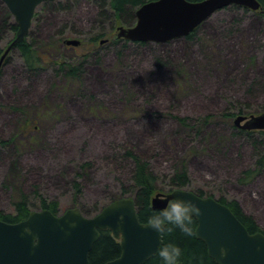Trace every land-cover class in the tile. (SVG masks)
Masks as SVG:
<instances>
[{
	"label": "rangeland",
	"instance_id": "374dc122",
	"mask_svg": "<svg viewBox=\"0 0 264 264\" xmlns=\"http://www.w3.org/2000/svg\"><path fill=\"white\" fill-rule=\"evenodd\" d=\"M51 2L36 9L28 41L38 43L46 56L51 49L56 55L57 48L69 64L86 57L84 83L79 90L78 84L66 90L67 80L55 73V55L46 57L48 64L38 74L26 69L19 51L7 57L0 70V140L27 138L20 131L24 115L12 107L53 114L40 121L37 144L26 141L18 150L10 145L0 153V210H10L4 178L17 162L27 192L38 185L49 199L57 198L62 205L58 215L75 207L93 217L111 202L130 197L121 187L129 184L131 166L113 156L134 148L159 175H169L186 160L192 188L237 200L264 230V168L251 181L240 182L256 157L245 136L233 135L237 115L264 111V17L231 5L206 20L193 42L124 45L114 42L117 28L132 27L136 9L132 18L117 20L111 0ZM67 2L71 8H58ZM8 11L0 0V56L16 35ZM65 39L82 45L74 51ZM246 107L249 114H238ZM94 109H99L96 114ZM228 111L236 113L232 120L224 115ZM209 115L218 124L203 131L208 140L181 137L174 117L194 121ZM82 160L93 165L84 173L83 193L75 204L72 179ZM30 198L38 201L33 193Z\"/></svg>",
	"mask_w": 264,
	"mask_h": 264
},
{
	"label": "water",
	"instance_id": "95a60500",
	"mask_svg": "<svg viewBox=\"0 0 264 264\" xmlns=\"http://www.w3.org/2000/svg\"><path fill=\"white\" fill-rule=\"evenodd\" d=\"M2 1L14 16L18 30L16 39L0 58V69L9 51L27 37L36 8L54 0ZM231 5L253 11L261 7L258 0H154L138 8L136 25L120 26L117 36L132 42L166 43L188 36L214 13ZM67 43L77 46L79 41ZM234 123L242 130L264 131V112L239 115ZM176 196L199 204L202 213L194 216L196 236L217 264H264V234L250 233L231 209L218 200L176 189L157 193L152 198V208H163ZM104 230H110L122 248L118 258L104 264H144L163 243L162 232L155 231L150 223H142L136 202L124 198L110 203L93 217L73 208L61 215L47 209L32 211L19 223L0 220V264H91L90 252Z\"/></svg>",
	"mask_w": 264,
	"mask_h": 264
},
{
	"label": "trees",
	"instance_id": "16d2710c",
	"mask_svg": "<svg viewBox=\"0 0 264 264\" xmlns=\"http://www.w3.org/2000/svg\"><path fill=\"white\" fill-rule=\"evenodd\" d=\"M146 1L152 0H112L111 6L115 11L116 19L121 20L125 18H132L133 10ZM188 1L199 2L202 0ZM258 1L261 4V11L258 13L264 17V0ZM48 3L52 2H47L44 4ZM58 8H71L70 2H67L64 5L61 4V6ZM102 8H104V5ZM11 29L16 32L17 25L12 24ZM198 30L199 28L187 36L186 39L190 42H193ZM28 36H30V33ZM102 36L103 35L100 37ZM28 38L29 37H27L26 41L20 43L18 48L21 50L28 71L36 72V74H38L45 66L48 59L45 57L46 52L40 53L41 46H39L38 43L35 44L34 42H29ZM114 42L119 43L120 40L117 39ZM144 44L145 43H143V45ZM53 50L56 51V55L53 54L52 49L47 51V55L50 57V59L52 55H55L57 58L54 61V64L56 65L55 73L57 75L63 73L62 75L64 76L62 77L67 80L66 90H73L74 84H78L80 86L78 87L79 90V88L82 87L81 85L85 71L83 72V76L81 73L82 70L80 73L78 71L81 69V66H84L86 57L82 60H79L78 62L69 64L59 58L60 51L57 48H53ZM67 68L68 72H65L67 71ZM178 74L182 76L184 73L182 70H180ZM181 84H183V82ZM12 109L19 111L20 114L22 113V115H24L25 121H20V131L27 138L19 142H14L13 139L0 140V153L10 148V145H13L15 150L22 148L26 143H31V146H33L38 141V137L34 135L35 133L39 135L38 131L42 128L40 121L45 122L53 114V110L46 111L45 109L38 110V112L34 114H31L29 111L26 113L25 110L18 107H12ZM98 110L99 109H94L93 113L96 114L95 111ZM237 112H239L238 114L250 113L249 108L247 107L239 108ZM235 114L236 113L234 112L228 111L224 115L227 117V119L232 120L236 116ZM174 118L179 125L178 132L185 140H191L192 137L194 139L199 138V141L208 140V135L202 136L203 131L209 126H215L218 124L216 117L211 115L197 118L194 121H192L189 117L176 116ZM236 129L237 133L235 132L233 135L245 136L252 145V148L254 149V155L256 157L254 167L245 171L243 176L240 178V182L243 183L249 180L251 181L253 177L261 172L264 168V131H244L238 128ZM219 139L222 140L221 138ZM203 150L207 149L203 148ZM117 157L126 159V161H128V165L131 166L129 167V184L122 185L121 193H129L130 197L135 199L138 209V217L142 223H149V217L155 211V209L152 208L151 201L152 197L156 193L164 191V188L168 191L183 188L194 192L200 197H211L217 199L220 203L228 206L231 209V211L238 217V219L243 223L250 233L261 232L264 234V230L261 229V227L256 223L253 216L247 214L237 200L228 199L224 194H221V196L216 198L215 195L206 192L203 188H192V182L186 160H184V162L177 163L169 175H159L153 170L151 160L145 155L139 154L134 148H126L121 153L117 152V155H114L113 159H116ZM92 165L93 163L91 161L82 160V163L79 164L77 173L72 179V188L74 190V200L72 199V201L75 204L77 203V198L83 193V184L81 182L82 178L85 177L84 173L90 170ZM23 180L24 178L22 172L19 169V165L17 162H14L12 169L6 176V179L4 178L5 188L11 191L10 210H0V220L7 223L22 222L28 218L34 207H37L40 210H50L55 215L59 213L62 205L61 202L57 200V198L49 199L43 192H41L40 186L38 185L34 186L35 188L33 192L28 193L24 186ZM32 193L36 195L38 201H31L30 195ZM192 228L193 231L190 235L183 233L179 228H175L172 231L162 232L163 243L172 241L178 243L181 246L183 255L180 259V264H217L216 261L210 257L205 243L196 236L197 221L194 217L192 220ZM121 251V243L119 240L115 239L111 231H100V238L95 243L92 251L90 252L89 260L91 264H104L108 261L118 258L121 255ZM144 264H163V260L157 252L155 256L146 261Z\"/></svg>",
	"mask_w": 264,
	"mask_h": 264
},
{
	"label": "clouds",
	"instance_id": "9594fccd",
	"mask_svg": "<svg viewBox=\"0 0 264 264\" xmlns=\"http://www.w3.org/2000/svg\"><path fill=\"white\" fill-rule=\"evenodd\" d=\"M165 199H168L165 197ZM202 209L199 204L181 196L171 198L168 203L154 211L149 217L150 226L157 232L172 231L179 228L183 233L190 235L193 231L192 220L199 216ZM221 249V254H224ZM163 264H180L183 250L178 243L168 241L158 248Z\"/></svg>",
	"mask_w": 264,
	"mask_h": 264
},
{
	"label": "bare ground",
	"instance_id": "6f19581e",
	"mask_svg": "<svg viewBox=\"0 0 264 264\" xmlns=\"http://www.w3.org/2000/svg\"><path fill=\"white\" fill-rule=\"evenodd\" d=\"M146 2H148V1H146ZM145 2V3H146ZM144 4V3H143ZM143 4H141L140 6H138L137 8H136V10L138 9V8H140ZM135 10V11H136ZM255 12H257V11H255ZM8 16H9V14H7ZM136 21H137V18H136ZM32 23H33V21H32ZM136 23V22H135ZM31 26H32V24H31ZM134 26V25H133ZM117 34H118V29H117ZM117 34H116V37L114 38V41L115 40H120V42L119 43H124V45H127V43H134L135 44V42H132V41H129V40H126V39H123V38H119L118 36H117ZM16 36H17V31H16V35H15V38L9 43V45L6 47V49L2 52V54H1V56H0V58L3 56V54L5 53V51L7 50V48L14 42V40L16 39ZM24 41H26V39L24 40ZM24 41H22V42H24ZM22 42H20V43H22ZM20 43H18V44H16L10 51H9V53L7 54V56H6V58H5V60H4V62H3V64L5 63V61H6V59H7V57H9V54L14 50V48H16V47H18V45L20 44ZM121 52H122V50H121ZM45 57H49L48 55L47 56H45ZM3 64H2V66H3ZM48 63H46V65H47ZM79 64V63H78ZM25 67H26V69L28 70V68H27V65H26V63H25ZM81 70H82V72H81ZM84 71H86V65L84 64V66L82 67L81 66V69L78 71L79 73L81 72L82 73V76H83V72ZM65 72H68V68H67V71H65ZM63 74V73H62ZM62 74H60L61 76H64V75H62ZM82 82L84 83V79L82 80ZM83 85V84H82ZM183 189V188H182ZM174 190H176V189H174ZM174 190H172V191H174ZM184 190H187V189H184ZM172 191H168L167 193H170V192H172ZM187 191H189V190H187ZM194 193V192H193ZM197 195V194H196ZM129 199H133L134 201H135V199L134 198H131V197H128Z\"/></svg>",
	"mask_w": 264,
	"mask_h": 264
},
{
	"label": "flooded vegetation",
	"instance_id": "af4514ba",
	"mask_svg": "<svg viewBox=\"0 0 264 264\" xmlns=\"http://www.w3.org/2000/svg\"><path fill=\"white\" fill-rule=\"evenodd\" d=\"M68 39H65L64 41L66 42ZM105 42H107V41H109L108 39H105L104 40ZM103 41V42H104ZM103 42H101V43H103ZM143 43L144 42H135V44H138V45H143ZM66 46H70V45H67L66 43H64ZM146 44V43H145ZM80 45H82L81 44V42H80V44H78L77 46H70L72 49H74V51H76L77 50V47H79ZM14 50H16V51H19L20 52V54L22 55V53H21V50L18 48V47H16V48H14ZM23 56V55H22ZM75 56L76 57H83L84 55H77V54H75Z\"/></svg>",
	"mask_w": 264,
	"mask_h": 264
}]
</instances>
